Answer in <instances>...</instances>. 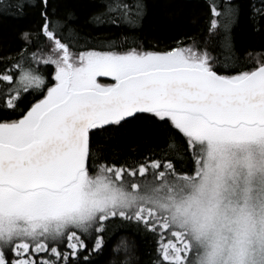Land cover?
I'll return each instance as SVG.
<instances>
[{
    "label": "snow or ice",
    "instance_id": "snow-or-ice-1",
    "mask_svg": "<svg viewBox=\"0 0 264 264\" xmlns=\"http://www.w3.org/2000/svg\"><path fill=\"white\" fill-rule=\"evenodd\" d=\"M32 6L38 28L0 56V264H86L117 220L153 238V264H264V53L251 66L231 54V0H213L203 40L163 50L88 44L71 12ZM253 11L264 19V0ZM142 14L140 0H102L91 23ZM134 120L165 128L167 150L94 149L93 135ZM178 147L188 170L169 158Z\"/></svg>",
    "mask_w": 264,
    "mask_h": 264
},
{
    "label": "trees",
    "instance_id": "trees-1",
    "mask_svg": "<svg viewBox=\"0 0 264 264\" xmlns=\"http://www.w3.org/2000/svg\"><path fill=\"white\" fill-rule=\"evenodd\" d=\"M51 12L63 15L71 12L80 34L88 44H100L127 37L134 43L148 49L163 50L175 46L177 41L191 44L206 36L213 0H140L143 14L135 26L111 24L97 26L91 17L102 6V0H49ZM134 4L136 0H125ZM221 6L224 0H214ZM35 0H0V56L15 54L22 41L21 33L35 31L41 23L39 9L33 7ZM237 9L230 35L233 44L232 55L241 65L251 66L255 54L264 53V19L254 16V7H261V0H231ZM259 21V23H257ZM213 55L221 61L230 55L219 38L209 45ZM264 58V57H262ZM2 63V61H0ZM92 145L110 160L137 158L146 154L160 155L167 150V130L150 121L134 120L121 128L93 135ZM182 144L181 141H177ZM169 158L177 170H188L191 162L183 154V148L169 151ZM153 238L133 224L115 221L104 233L101 250L90 254L86 264H153L155 259ZM85 264V262H81Z\"/></svg>",
    "mask_w": 264,
    "mask_h": 264
}]
</instances>
